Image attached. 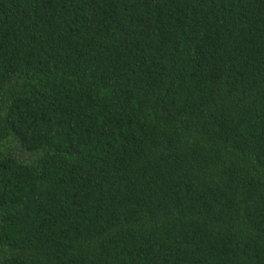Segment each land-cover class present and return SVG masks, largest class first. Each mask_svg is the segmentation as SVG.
I'll return each mask as SVG.
<instances>
[{
	"label": "trees",
	"instance_id": "16d2710c",
	"mask_svg": "<svg viewBox=\"0 0 264 264\" xmlns=\"http://www.w3.org/2000/svg\"><path fill=\"white\" fill-rule=\"evenodd\" d=\"M0 264H264V0H0Z\"/></svg>",
	"mask_w": 264,
	"mask_h": 264
}]
</instances>
